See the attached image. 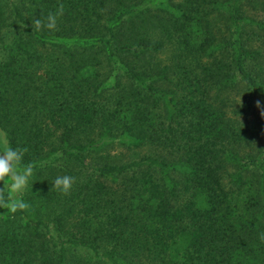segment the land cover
<instances>
[{"label":"trees","instance_id":"1","mask_svg":"<svg viewBox=\"0 0 264 264\" xmlns=\"http://www.w3.org/2000/svg\"><path fill=\"white\" fill-rule=\"evenodd\" d=\"M8 8L0 129L35 168L0 264H264V0Z\"/></svg>","mask_w":264,"mask_h":264},{"label":"clouds","instance_id":"2","mask_svg":"<svg viewBox=\"0 0 264 264\" xmlns=\"http://www.w3.org/2000/svg\"><path fill=\"white\" fill-rule=\"evenodd\" d=\"M63 4L59 5L57 13H49L46 18L40 17L32 21L35 31L42 28L55 30L57 27V16L62 15ZM259 104V102H258ZM28 152L27 147H13L8 138V133L0 129V207H6L11 211L27 209L29 205L23 200H14L11 196L5 195L8 190L15 193H23L34 174L35 165L33 162L24 161ZM75 178L70 175L57 176L52 182V190L55 189L64 195L70 194ZM264 240V234L261 235Z\"/></svg>","mask_w":264,"mask_h":264},{"label":"rangeland","instance_id":"3","mask_svg":"<svg viewBox=\"0 0 264 264\" xmlns=\"http://www.w3.org/2000/svg\"><path fill=\"white\" fill-rule=\"evenodd\" d=\"M11 1L17 2L18 0H0V5L3 7L4 12H5L4 13L5 18L3 20L2 26H0V58L2 57V54H3V51H2L3 45L5 43H8V41L11 38L10 28L8 27V23L11 21V18H9V15H8V11H9L8 7ZM67 256H68L67 258L71 260L77 259L78 263L79 262L83 263L85 260L90 259L89 253L79 248L70 249Z\"/></svg>","mask_w":264,"mask_h":264}]
</instances>
